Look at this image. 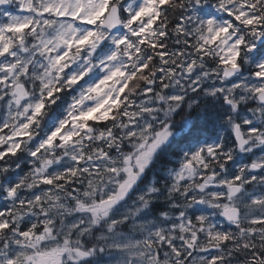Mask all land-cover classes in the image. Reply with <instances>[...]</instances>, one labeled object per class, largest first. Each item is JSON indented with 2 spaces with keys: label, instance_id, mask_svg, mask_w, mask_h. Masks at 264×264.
I'll use <instances>...</instances> for the list:
<instances>
[{
  "label": "snow or ice",
  "instance_id": "obj_1",
  "mask_svg": "<svg viewBox=\"0 0 264 264\" xmlns=\"http://www.w3.org/2000/svg\"><path fill=\"white\" fill-rule=\"evenodd\" d=\"M0 113V264H264V0H0Z\"/></svg>",
  "mask_w": 264,
  "mask_h": 264
},
{
  "label": "rangeland",
  "instance_id": "obj_2",
  "mask_svg": "<svg viewBox=\"0 0 264 264\" xmlns=\"http://www.w3.org/2000/svg\"><path fill=\"white\" fill-rule=\"evenodd\" d=\"M0 114H2V113H0ZM0 201H2V202L0 203V208L2 209V208L5 206V202H4L2 199H0Z\"/></svg>",
  "mask_w": 264,
  "mask_h": 264
},
{
  "label": "trees",
  "instance_id": "obj_3",
  "mask_svg": "<svg viewBox=\"0 0 264 264\" xmlns=\"http://www.w3.org/2000/svg\"><path fill=\"white\" fill-rule=\"evenodd\" d=\"M26 170H27V167L24 168V171H26ZM1 202H2V201H0V203H1ZM0 209H1V208H0Z\"/></svg>",
  "mask_w": 264,
  "mask_h": 264
},
{
  "label": "flooded vegetation",
  "instance_id": "obj_4",
  "mask_svg": "<svg viewBox=\"0 0 264 264\" xmlns=\"http://www.w3.org/2000/svg\"><path fill=\"white\" fill-rule=\"evenodd\" d=\"M177 119H179V117H177Z\"/></svg>",
  "mask_w": 264,
  "mask_h": 264
}]
</instances>
